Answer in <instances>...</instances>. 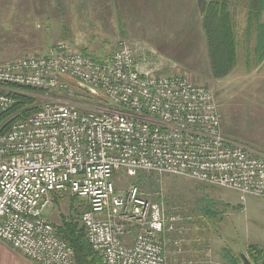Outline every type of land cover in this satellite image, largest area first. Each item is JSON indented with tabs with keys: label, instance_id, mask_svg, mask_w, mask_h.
I'll return each mask as SVG.
<instances>
[{
	"label": "built area",
	"instance_id": "obj_1",
	"mask_svg": "<svg viewBox=\"0 0 264 264\" xmlns=\"http://www.w3.org/2000/svg\"><path fill=\"white\" fill-rule=\"evenodd\" d=\"M71 47L0 63V117L25 88L66 96L4 131L0 124L1 241L35 264H74L44 216L67 194L84 202L73 216L102 264H167V242L189 241L185 218L138 185L117 191L118 173L181 177L264 201V156L226 139L211 89L161 73L124 42L98 61ZM72 83L103 102L73 99Z\"/></svg>",
	"mask_w": 264,
	"mask_h": 264
},
{
	"label": "rangeland",
	"instance_id": "obj_2",
	"mask_svg": "<svg viewBox=\"0 0 264 264\" xmlns=\"http://www.w3.org/2000/svg\"><path fill=\"white\" fill-rule=\"evenodd\" d=\"M114 1L0 0V26L7 25L0 27V63L46 54L65 41L74 51L85 50L91 56L103 58L124 42L132 46L139 58L159 60L161 73L182 74L211 89L226 139L264 155V76L247 72L245 49L239 47L238 65L232 74L218 81L209 80L203 58L205 41L201 16L195 0ZM235 1L231 0L230 10L240 38L245 16ZM117 19L122 20L121 27ZM70 90L75 100L78 97L86 101L90 96L74 83ZM33 94L39 106L66 97L57 92ZM99 101L98 98L88 100ZM136 179L118 173L114 181L117 191L134 185ZM154 182L150 198L155 201L162 198L167 208L179 212L185 218V233L192 240L201 241L212 250L226 248L231 254L246 258L248 246L262 243L263 200L248 196L242 202L234 191L169 175L157 176ZM205 195L215 205L213 216L206 217L200 210L199 201ZM76 208L82 210L84 202L66 194L47 207L44 216L56 227L62 216L70 214L69 209L75 213Z\"/></svg>",
	"mask_w": 264,
	"mask_h": 264
},
{
	"label": "trees",
	"instance_id": "obj_3",
	"mask_svg": "<svg viewBox=\"0 0 264 264\" xmlns=\"http://www.w3.org/2000/svg\"><path fill=\"white\" fill-rule=\"evenodd\" d=\"M230 2L231 0H195V7L201 16V29L205 41L204 61L209 80L218 81L234 72V68L238 65V49L240 46L245 49V69L247 72L254 71L264 62V22L262 21L264 0L235 1V4L240 5V8L243 9L245 16V25L241 29L240 38L237 37L235 31L234 15L230 10ZM117 22L121 27L122 20L117 19ZM6 26L5 24L0 27L6 28ZM80 53L98 61V57L89 55L85 50L80 51ZM153 55L155 57V54ZM155 61L161 63L159 60ZM75 86L88 93L86 89L78 84H75ZM37 92L45 93L41 90L25 88L14 96L13 106L0 117L3 131L8 129L15 121L41 109L42 106L38 105L37 98L33 94ZM75 96L78 95L75 94ZM90 96L86 98L88 100L98 98L101 99L99 102H103L99 94ZM77 100L92 103L78 97ZM259 155L264 156L263 154ZM156 179V174H139L134 185H138L144 193L152 194L151 189L155 185L154 181ZM157 195H160V193ZM199 204L202 215L209 217L215 214V205L208 196H203ZM69 210L70 214L66 217L62 216L59 224L55 227L56 235L72 249L74 264H102L100 257L88 244L82 227L75 221L74 213L71 209ZM221 252L222 258L227 264H240L241 255L231 254L230 250L226 248L222 249ZM245 254L251 264H264V245H250L246 248Z\"/></svg>",
	"mask_w": 264,
	"mask_h": 264
},
{
	"label": "crops",
	"instance_id": "obj_4",
	"mask_svg": "<svg viewBox=\"0 0 264 264\" xmlns=\"http://www.w3.org/2000/svg\"><path fill=\"white\" fill-rule=\"evenodd\" d=\"M205 58V56H203ZM253 72H258L264 76V62ZM232 74V73H231ZM261 76V77H262ZM57 201L55 197L53 203ZM188 234L186 235V238ZM187 243L181 245L179 249L175 248L169 241L166 244V262L167 264H227L222 258L221 250L207 247L201 241L189 238ZM264 245V239L259 245ZM0 264H35L8 244L0 240Z\"/></svg>",
	"mask_w": 264,
	"mask_h": 264
},
{
	"label": "water",
	"instance_id": "obj_5",
	"mask_svg": "<svg viewBox=\"0 0 264 264\" xmlns=\"http://www.w3.org/2000/svg\"><path fill=\"white\" fill-rule=\"evenodd\" d=\"M241 259H242V264H251L244 255H241Z\"/></svg>",
	"mask_w": 264,
	"mask_h": 264
}]
</instances>
